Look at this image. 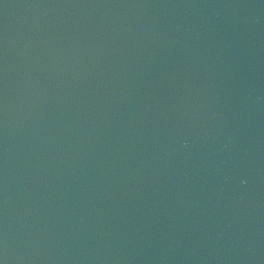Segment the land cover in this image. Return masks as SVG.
I'll list each match as a JSON object with an SVG mask.
<instances>
[{
	"label": "water",
	"instance_id": "95a60500",
	"mask_svg": "<svg viewBox=\"0 0 264 264\" xmlns=\"http://www.w3.org/2000/svg\"><path fill=\"white\" fill-rule=\"evenodd\" d=\"M0 264H264V0H0Z\"/></svg>",
	"mask_w": 264,
	"mask_h": 264
}]
</instances>
